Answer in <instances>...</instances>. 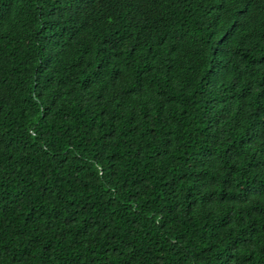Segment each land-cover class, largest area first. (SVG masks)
<instances>
[{
  "label": "trees",
  "instance_id": "1",
  "mask_svg": "<svg viewBox=\"0 0 264 264\" xmlns=\"http://www.w3.org/2000/svg\"><path fill=\"white\" fill-rule=\"evenodd\" d=\"M0 264H264V0H0Z\"/></svg>",
  "mask_w": 264,
  "mask_h": 264
}]
</instances>
